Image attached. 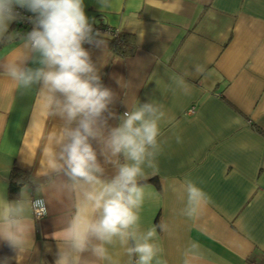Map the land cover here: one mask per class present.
<instances>
[{
    "label": "crops",
    "instance_id": "0c3cea01",
    "mask_svg": "<svg viewBox=\"0 0 264 264\" xmlns=\"http://www.w3.org/2000/svg\"><path fill=\"white\" fill-rule=\"evenodd\" d=\"M120 2L118 13L101 11L97 0H84L92 25L117 29L132 42L130 54L116 52L106 36H100L103 47L84 45L102 82L116 95L112 111L118 117L133 101L159 100L173 117L165 134L170 136L174 125L183 140L179 144L174 137L169 140L158 158L157 173L148 178L154 181L143 182L147 195L142 227L170 225L174 237L161 232L157 241L166 264H180V249L191 240L202 246L200 264H264V0ZM28 25L22 29L12 22L9 33L25 35L33 28L31 22ZM11 46L0 43V56ZM198 63L206 70L186 78L195 86L191 95L179 91L173 95L165 89L170 75ZM27 66L38 67L31 61ZM2 72L0 68V143L13 151L0 152V190L15 200L27 187L32 199H45L44 217H32L33 250L21 264H55L54 236L62 228L66 206L35 192L40 150L31 165L20 152L39 86L12 91ZM116 117L109 120L111 126L119 123ZM59 122L53 117L46 126L51 129ZM14 167L27 181L11 193ZM106 171L114 174L111 165ZM185 176L196 180L213 201L196 221L179 215L182 204L169 191L170 183ZM6 258L7 264H17L15 253L0 243V264Z\"/></svg>",
    "mask_w": 264,
    "mask_h": 264
},
{
    "label": "clouds",
    "instance_id": "9594fccd",
    "mask_svg": "<svg viewBox=\"0 0 264 264\" xmlns=\"http://www.w3.org/2000/svg\"><path fill=\"white\" fill-rule=\"evenodd\" d=\"M97 2L101 11L119 13L122 7L120 0ZM18 8L34 14L27 18L33 28L25 35L9 33L12 22L24 19ZM84 9V0H0V43L12 45L0 56L2 73L12 91L39 86L20 152L31 165L40 150L35 192L66 206L62 228L54 236L55 264H166L160 259L159 233L170 238L175 234L166 222L142 227L147 195L143 182L157 173L158 158L169 140L174 137L178 144L183 140L174 125L171 135L165 134L173 117L159 100L133 101L116 117L111 108L116 95L104 85L84 47L100 48L105 41ZM17 38L21 42L14 44ZM29 61L38 67L27 66ZM205 70L198 63L173 73L165 89L189 96L195 86L186 78ZM53 117L60 122L48 129L46 121ZM113 117L119 121L116 126L109 124ZM12 151L0 143V152ZM107 165L113 175L107 174ZM169 191L182 204L179 215L190 221L198 220L213 203L190 176L170 183ZM45 203L33 200L27 187L15 200L0 190V243L15 253L17 264L33 250L32 217L46 214ZM202 258L199 241L191 240L180 249V264H200Z\"/></svg>",
    "mask_w": 264,
    "mask_h": 264
},
{
    "label": "trees",
    "instance_id": "16d2710c",
    "mask_svg": "<svg viewBox=\"0 0 264 264\" xmlns=\"http://www.w3.org/2000/svg\"><path fill=\"white\" fill-rule=\"evenodd\" d=\"M17 11H19L22 14H25L29 17L33 16L34 14L33 13H30L28 12L27 10L25 9H17ZM15 24H17V27L18 28H22V29H25L27 28L30 23L28 24H23L21 22V20H17V21H14ZM109 42L111 44V46L113 47V49L118 52V53H126V54H130L132 52V47L130 46L131 45V40L129 38V36L127 35H122L118 40L117 39H110L109 38ZM129 47V48H128ZM27 181V177L26 175L19 171L18 169H16L15 167L11 170V174H10V177H9V187H10V191L11 193L12 192H17L18 189L20 188V186L25 182ZM146 181H154L153 179H148Z\"/></svg>",
    "mask_w": 264,
    "mask_h": 264
},
{
    "label": "built area",
    "instance_id": "2783aa9c",
    "mask_svg": "<svg viewBox=\"0 0 264 264\" xmlns=\"http://www.w3.org/2000/svg\"><path fill=\"white\" fill-rule=\"evenodd\" d=\"M22 16L24 17V19H21V22L23 24H28L29 23V19H27L29 16L22 14ZM93 29L95 32H99L101 34V36H106L110 39H119L121 37L120 32L117 29L111 28V27H107V26H94L92 25ZM35 200V199H33ZM45 215V214H44ZM44 215L36 217L35 215H33L34 219H41L44 217Z\"/></svg>",
    "mask_w": 264,
    "mask_h": 264
}]
</instances>
